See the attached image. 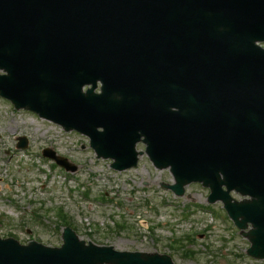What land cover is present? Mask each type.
Returning a JSON list of instances; mask_svg holds the SVG:
<instances>
[{
  "label": "water",
  "instance_id": "95a60500",
  "mask_svg": "<svg viewBox=\"0 0 264 264\" xmlns=\"http://www.w3.org/2000/svg\"><path fill=\"white\" fill-rule=\"evenodd\" d=\"M39 9L37 51L72 77L66 128L89 134L117 169L137 163L144 135L155 164L171 166L176 193L192 181L210 186V201L222 200L240 227L253 223L250 253L264 257V0H40ZM232 189L252 199L234 201ZM64 240L0 239V264H174L86 245L69 228Z\"/></svg>",
  "mask_w": 264,
  "mask_h": 264
},
{
  "label": "rangeland",
  "instance_id": "374dc122",
  "mask_svg": "<svg viewBox=\"0 0 264 264\" xmlns=\"http://www.w3.org/2000/svg\"><path fill=\"white\" fill-rule=\"evenodd\" d=\"M19 137L27 149L15 148ZM47 147L76 171L43 158ZM111 161L98 158L86 136L0 99V236L61 245L62 209L79 237L117 250L166 253L176 264H264L248 256L250 242L222 203H208L207 188L190 184L176 196L161 186L174 182L170 171L155 168L145 153L124 171Z\"/></svg>",
  "mask_w": 264,
  "mask_h": 264
}]
</instances>
